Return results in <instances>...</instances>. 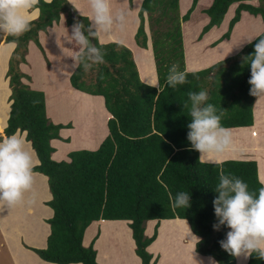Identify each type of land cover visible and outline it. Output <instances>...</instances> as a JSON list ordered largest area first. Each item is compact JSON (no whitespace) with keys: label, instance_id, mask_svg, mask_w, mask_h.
Here are the masks:
<instances>
[{"label":"trees","instance_id":"16d2710c","mask_svg":"<svg viewBox=\"0 0 264 264\" xmlns=\"http://www.w3.org/2000/svg\"><path fill=\"white\" fill-rule=\"evenodd\" d=\"M132 1L129 0L130 6ZM199 0L180 17L179 0H143L138 13L139 26L135 43L148 48L145 30L147 22L151 32V45L156 73L161 85L166 83L168 69L179 65L185 71L181 24L190 19ZM254 0H213L204 10L209 22L201 36L222 24L233 4H238L227 32L220 38L228 40L242 12L260 16L264 23V0L258 6L247 4ZM39 17L31 30L19 37L10 59L6 78L11 95L10 115L0 139L13 133H26L39 161L34 173L47 177L52 199L46 205L53 210L47 221L50 234L45 249H30L42 261L55 264H98L93 244H82L88 226L100 220L127 221L135 242V252L141 264H156L147 251L155 241L145 236L149 221L186 220L193 234L200 237L196 253L214 257L220 264H236V257L226 253L219 241L225 239L226 227L213 230L217 223L214 215V191L219 175L230 173L242 178L250 189L258 190L262 184L253 161H225L220 164L203 163L198 151H189L187 124L190 122L189 91L206 90L210 103L223 113L225 127L253 126V105L257 97L250 95V67L245 57L254 52V44L264 38V32L246 45L237 55L220 61L206 70L187 73L188 82L176 88L158 89L141 82L132 52L119 43L100 44L105 50V62L85 70L80 63L70 77L73 89L84 94L102 97L110 118L108 136L94 151L81 150L69 154V161L55 162L50 142L60 139L59 132L68 126L54 125L46 115L45 95L32 90L30 78L20 71L26 63L28 45L33 42L41 49L39 33L46 32L65 16V24H90L67 0H38ZM145 15L147 18L145 19ZM146 21V22H145ZM14 37L0 33V45ZM96 42L95 40L93 41ZM78 56V55H77ZM78 61V60H77ZM95 72V77L91 73ZM188 104V107H185ZM191 192V207L173 206L170 193ZM247 264H264V260L249 257Z\"/></svg>","mask_w":264,"mask_h":264},{"label":"crops","instance_id":"0c3cea01","mask_svg":"<svg viewBox=\"0 0 264 264\" xmlns=\"http://www.w3.org/2000/svg\"><path fill=\"white\" fill-rule=\"evenodd\" d=\"M45 1L50 2L51 0ZM67 1L80 16L91 20L92 10L89 0ZM142 2L143 0H133L132 7H130L129 0H110L114 14L121 11L127 13V23L123 29L115 28L111 34H100L98 39L100 44L119 43L128 48L132 52L141 82L147 85V82L156 80L158 77L151 40H148V48L142 49L137 46L134 39L139 26L138 12ZM212 2L213 0H199L190 19L182 24L185 71L188 73L207 69L220 61L237 55L249 44L247 41L252 40L253 42L264 32V23L260 16L242 12L229 39L221 41L220 38L227 32L228 22L234 16L238 5L233 4L220 27L212 28L200 38L204 26L209 22V18L203 11L209 8ZM256 3L258 0L249 2L253 5ZM191 4L192 0H179L181 16L188 11ZM38 17L39 11L34 14L33 21ZM196 17L199 18V21L194 24L192 19ZM65 20V16H61L58 24H54L46 32H40L39 43L42 50L33 42L29 43L26 63L20 65V71L30 78L29 82H24L32 90L45 95L46 115L55 125L68 121L55 117V115L64 113L70 100L75 101L77 105L80 104L78 110L81 109V106L84 109L88 108L87 105L95 101L101 103L106 114V121H108L110 115L104 107L102 97L84 94L73 89L70 85V77L78 65L79 46L69 41L68 35L71 34V27L66 26ZM190 25H192L190 31H186ZM145 30L146 33L149 31L148 24H146ZM14 50L15 47H9L7 43L0 45L1 134L7 126L10 115L11 90L6 75L9 59ZM59 133L62 138H66L68 131L61 130ZM16 134L23 135L26 139V133L17 132ZM107 134L108 131L105 129L103 137L92 147L75 148L72 144L52 140L50 144L55 152L51 158L55 162H68V154L71 151L80 149L94 151L98 149ZM232 134L235 136L232 150L218 157L201 160V162L220 164L225 161H253L257 165L258 179L264 186V97L257 98L254 102L253 126L234 128ZM26 147L33 154L34 167L38 166L39 161L31 144L27 143ZM51 199L47 177L35 173L32 188L25 193L22 202L14 206L0 202V238L11 264H46L30 249L41 250L47 246V238L50 234V226L47 221L53 217V210L46 204ZM129 223L127 221L103 220L93 222L85 230L82 244L87 248L92 242L98 264H141L140 258L135 253L136 246ZM155 229L157 230L156 239L147 248V251L152 255V261L156 260V264H210L209 257H203L196 253V243L190 241V226L188 222L186 224L185 220L149 221L145 227V236L152 237ZM248 260L249 258L244 259L243 256L236 257V264H247Z\"/></svg>","mask_w":264,"mask_h":264},{"label":"clouds","instance_id":"9594fccd","mask_svg":"<svg viewBox=\"0 0 264 264\" xmlns=\"http://www.w3.org/2000/svg\"><path fill=\"white\" fill-rule=\"evenodd\" d=\"M89 3L91 23L74 22L68 35L69 41L79 46L77 60L85 70L105 62L106 52L98 46V36L111 34L115 28L123 29L127 23V13L121 11L114 14L110 0H89ZM37 4L38 0H0V33L14 37L8 42L9 47L18 44L15 37L31 30L34 14L39 11ZM247 42L252 43V40ZM245 62L250 67V95L264 97V38L257 40L254 52L245 57ZM187 82L186 71L173 64L168 69L165 84L161 85L156 79L150 80L147 85L156 87L160 94L166 87L176 88ZM188 101V150L198 151L200 161L232 150V129L222 124L223 113L208 102V92L203 89L189 91ZM188 106L185 104V107ZM27 143L23 135L16 133L0 139V202L8 206L22 202L33 185L35 162L32 152L26 147ZM214 191L217 194L213 200L217 223L213 224V230L219 231L222 226L228 229L225 239L219 241L220 247L233 257L248 259L255 256L264 260V186L252 190L242 178L222 171ZM169 195L174 207H191V192L177 191L174 196ZM189 236L196 245L200 242V237L190 229ZM209 261L210 264H220L214 257H210ZM46 264L55 262L48 261ZM73 264L84 262L76 260Z\"/></svg>","mask_w":264,"mask_h":264},{"label":"rangeland","instance_id":"374dc122","mask_svg":"<svg viewBox=\"0 0 264 264\" xmlns=\"http://www.w3.org/2000/svg\"><path fill=\"white\" fill-rule=\"evenodd\" d=\"M247 4H249V2ZM250 5H253V4H250ZM129 6H130V3H129ZM253 6H258V3H256ZM130 7H132V6H130ZM179 13H181V12H179ZM234 15H235V13H234ZM180 17H182L181 14H180ZM146 18H147V15H145V19ZM192 20L195 24L199 21V18L196 17ZM146 24L147 23H145V29H146ZM182 24H181V27H182ZM191 26L192 25L188 26L187 27L188 30L186 29V31H190ZM193 30H194V28L192 29V31ZM147 36H148V40H151V32L150 31L147 32ZM199 37L201 38L202 36L200 35ZM38 39H39V37H38ZM134 39H135V37H134ZM40 50H42V49H40ZM184 59H185V54H184ZM90 75L92 78H94L95 72L94 73L92 72ZM87 107H89V104L87 105ZM79 108H80V104L77 105V103L75 101L70 100V101H68V105H67L64 113L55 115V117H58L60 119L68 120V121H65L64 124L62 123V124H56V125H62V126H68L69 125L68 128L61 129V130L68 131L67 137L62 138L60 133H59L60 139H57V140L64 143V144H72L75 148L95 146V144L98 143V140L103 137V134L105 133V129H107V131H108V128H107V122L108 121H106V114H105V117H103V115H101L100 121L97 122V119L95 118L94 114H91V113L89 114V110L87 108L84 109L83 106H81V109L78 110ZM77 110H78V112H77ZM49 120L53 123V121L51 119H49ZM83 120H85V121H83ZM105 125H106V127H105ZM73 130L75 132H71ZM90 132L92 134H90ZM91 135H92V137H91ZM107 136H108V134L106 135V137ZM106 137H105V139H106ZM81 150H89V149L74 150V151H71L70 153L76 152V151H81ZM89 151H92V150H89ZM69 154H68V156H69ZM91 243L89 244V246L91 245ZM0 264H11V261L7 256V251L5 250V248L3 247V244L1 242V238H0Z\"/></svg>","mask_w":264,"mask_h":264},{"label":"bare ground","instance_id":"6f19581e","mask_svg":"<svg viewBox=\"0 0 264 264\" xmlns=\"http://www.w3.org/2000/svg\"><path fill=\"white\" fill-rule=\"evenodd\" d=\"M242 27V26H241ZM190 33V32H189ZM235 46V45H234ZM236 47V46H235ZM234 47V48H235ZM143 66V65H142ZM145 70H146V68H145ZM144 70V71H145ZM88 110H89V114L91 113V114H94V116H95V118L97 119V122L98 121H100V118H101V115H103V117H105V113H104V111H103V108H102V104L101 103H98V102H92V103H90L89 104V107L87 108ZM105 119V118H104ZM81 120V119H80ZM83 121H85V120H83ZM92 129V128H91ZM90 134H92L91 132H90ZM238 134V133H237ZM104 135V134H103ZM100 136V135H99ZM237 136V135H236ZM91 137H92V135H91ZM235 136H233V139H235L234 138ZM240 137V136H239ZM239 139V138H238ZM235 141V140H234ZM237 141H239V140H237Z\"/></svg>","mask_w":264,"mask_h":264}]
</instances>
